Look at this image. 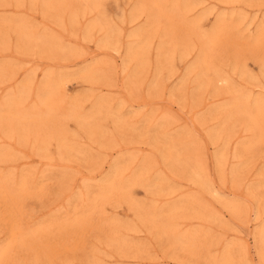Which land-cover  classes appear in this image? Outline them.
<instances>
[{
  "label": "rangeland",
  "instance_id": "obj_1",
  "mask_svg": "<svg viewBox=\"0 0 264 264\" xmlns=\"http://www.w3.org/2000/svg\"><path fill=\"white\" fill-rule=\"evenodd\" d=\"M263 235L264 0H0V264H264Z\"/></svg>",
  "mask_w": 264,
  "mask_h": 264
},
{
  "label": "bare ground",
  "instance_id": "obj_2",
  "mask_svg": "<svg viewBox=\"0 0 264 264\" xmlns=\"http://www.w3.org/2000/svg\"><path fill=\"white\" fill-rule=\"evenodd\" d=\"M57 1V0H56ZM58 1H60V0H58ZM47 5V4H46ZM186 5V4H185ZM186 10V9H185ZM20 34H22L21 32H20ZM24 35H25V33H24ZM214 35V34H213ZM29 36V35H28ZM24 37V36H23ZM130 53V52H129ZM136 55V54H135ZM52 85V84H51ZM20 99V98H19ZM22 101V100H21ZM18 104V103H17ZM3 111V110H2ZM23 114V113H22ZM258 115H262L261 114V112L258 114ZM21 116V115H20ZM22 121V120H21ZM26 124V123H25ZM117 167V166H116ZM130 180V179H129ZM128 180V181H129ZM100 195V194H99ZM262 237H264V235L262 236ZM263 241H264V238H263Z\"/></svg>",
  "mask_w": 264,
  "mask_h": 264
}]
</instances>
